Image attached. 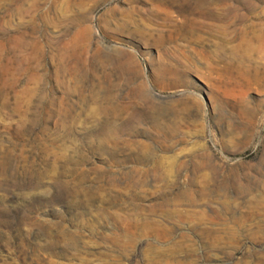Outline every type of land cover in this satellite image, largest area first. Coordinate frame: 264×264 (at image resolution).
Here are the masks:
<instances>
[{
  "label": "rangeland",
  "instance_id": "1",
  "mask_svg": "<svg viewBox=\"0 0 264 264\" xmlns=\"http://www.w3.org/2000/svg\"><path fill=\"white\" fill-rule=\"evenodd\" d=\"M0 264H264V0H0Z\"/></svg>",
  "mask_w": 264,
  "mask_h": 264
},
{
  "label": "bare ground",
  "instance_id": "2",
  "mask_svg": "<svg viewBox=\"0 0 264 264\" xmlns=\"http://www.w3.org/2000/svg\"><path fill=\"white\" fill-rule=\"evenodd\" d=\"M223 44L225 45V41H222V45H221V46H222V47H221V50H222V52L225 54V53H226V52H225L226 50H225V46H224ZM224 54H223V55H224ZM220 59H221V58H220ZM220 59H216V62H215V71L218 70L217 67H218L220 64H223V62H222ZM213 65H214V64H213ZM223 65L225 66V63H224ZM224 66H223L222 68H224L225 70H228L231 74L241 73V72L239 71V67H236L235 65H232V64H231L230 66L228 65L227 68H225ZM262 76H263V75H262ZM246 194H247V193H246ZM242 195H243V194H242ZM260 201H262V200H260ZM254 202H255V201H254ZM261 204H263V203H261ZM261 204H260V205H261Z\"/></svg>",
  "mask_w": 264,
  "mask_h": 264
}]
</instances>
